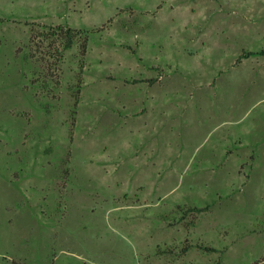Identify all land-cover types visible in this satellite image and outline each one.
<instances>
[{
	"label": "rangeland",
	"instance_id": "1",
	"mask_svg": "<svg viewBox=\"0 0 264 264\" xmlns=\"http://www.w3.org/2000/svg\"><path fill=\"white\" fill-rule=\"evenodd\" d=\"M250 51L264 0H0V264H264Z\"/></svg>",
	"mask_w": 264,
	"mask_h": 264
},
{
	"label": "trees",
	"instance_id": "2",
	"mask_svg": "<svg viewBox=\"0 0 264 264\" xmlns=\"http://www.w3.org/2000/svg\"><path fill=\"white\" fill-rule=\"evenodd\" d=\"M51 35L53 37L57 36V37H59L58 39H62V41H64L63 50L71 49V48L77 46L79 53L84 58L86 57L87 52H88V37H87L85 31H83V30H74V29H71V28L63 29L62 27H58L57 30L54 31V33H52ZM55 49L59 53V51H58L59 49L58 48H55ZM260 54H264V51H261V52H251L250 51V52H247V53L243 54L241 56V59L248 58V57L253 56V55H260ZM79 80H82L81 76H80ZM194 210L195 211L196 210L197 211H203L204 208H201V209L196 208V209H193V210L191 209V211H194Z\"/></svg>",
	"mask_w": 264,
	"mask_h": 264
}]
</instances>
